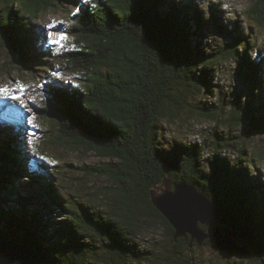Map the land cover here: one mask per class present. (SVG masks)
I'll use <instances>...</instances> for the list:
<instances>
[{"label": "trees", "instance_id": "1", "mask_svg": "<svg viewBox=\"0 0 264 264\" xmlns=\"http://www.w3.org/2000/svg\"><path fill=\"white\" fill-rule=\"evenodd\" d=\"M53 9L64 13L51 33L67 36L61 44H50L35 24ZM228 14L215 0H0V47L24 59L13 60L19 69L42 78L48 100L37 117L59 133L46 137L111 160L90 175L117 185L101 195L72 181L74 163L55 160L44 147L26 151L25 131L36 129L0 102V232L55 264H195L197 242L176 238L154 205L187 182L241 226L254 252L264 251V148L232 131L244 123L264 133V0L252 4L245 25L226 22ZM227 63L246 90L237 102L218 82ZM219 109L228 110L226 121ZM188 113L231 129L215 128L212 143L170 140L166 123ZM157 226L168 236L163 257L140 241Z\"/></svg>", "mask_w": 264, "mask_h": 264}, {"label": "rangeland", "instance_id": "2", "mask_svg": "<svg viewBox=\"0 0 264 264\" xmlns=\"http://www.w3.org/2000/svg\"><path fill=\"white\" fill-rule=\"evenodd\" d=\"M219 1L221 6L225 7L229 13L225 15L224 20L233 21L239 18L241 22L246 24L245 16L252 4L256 0H215ZM209 2V0H204ZM64 17V13L60 9H53L45 12L39 16L36 21V26L43 30L44 34L49 35L53 31H59L55 28ZM45 41V40H44ZM44 41L42 43H44ZM264 42V40H263ZM260 46L264 47V43ZM6 48L0 47V87L7 86L10 91L7 95L0 93V102H7L8 107H17V110L21 113L23 122L26 127H33L36 130L28 129L25 131L24 149L34 153V150H39V147H44L46 151L55 153L54 159L57 161L68 160L74 163L73 171L75 176L78 178L72 179L77 182L90 183L95 190H98L101 195H105L107 191L113 192L116 188V182L109 178L107 175H99L100 173L95 172L94 175H90L92 167L94 166H105L107 162L111 161L102 157L99 153L91 150L81 144L74 143H60L56 138H47V135H54L57 137L58 128L49 119H41L37 117V107H40L42 103L47 102V94H44L43 83L41 77L36 74L23 71L19 69L18 65L13 62L15 59L13 54H9ZM218 82L221 83L223 89V96L226 99H232L237 102L238 93L246 91L244 84L240 79L235 76L234 65L227 63L223 67V72ZM25 85V89L22 92L20 85ZM242 95V94H241ZM13 96H18L19 99H12ZM46 100V101H45ZM221 104V101H217ZM221 108V107H220ZM221 121L228 119V110L222 111L219 109ZM221 126V127H219ZM168 135L171 140L172 137H183L189 142L200 141V139H208L209 143H212L213 136L211 131L218 129L221 133L230 130L228 124L215 125L212 121L202 118L196 114H185L182 118H178L176 121L166 123ZM234 129V130H233ZM238 131L239 141L242 143L250 144L253 149L264 148V133L263 131H255L250 128L249 125L241 124L238 127H233L232 131ZM54 130L52 133L51 131ZM45 131V132H43ZM251 132L252 139L245 140L246 133ZM28 133V134H27ZM200 137V138H199ZM242 138V139H241ZM244 139V140H243ZM53 140L56 141V144ZM47 143V145H45ZM233 158H237L235 153H229ZM259 158V157H258ZM114 163H116L114 161ZM260 171L264 174V161L260 166ZM74 188V185L72 186ZM104 198H102L103 200ZM101 200V201H102ZM11 203L12 200H11ZM58 217V216H57ZM140 241L145 245L151 247L153 254L164 256L163 247L168 242V236L165 229L157 226L149 230L144 231ZM195 264H264V251L253 252L250 251V256L246 257L237 253H229L227 251H220L213 247V244L195 245L194 247ZM193 260V262H194ZM151 264H154L153 262ZM157 264H170L167 262Z\"/></svg>", "mask_w": 264, "mask_h": 264}, {"label": "water", "instance_id": "3", "mask_svg": "<svg viewBox=\"0 0 264 264\" xmlns=\"http://www.w3.org/2000/svg\"><path fill=\"white\" fill-rule=\"evenodd\" d=\"M10 50L12 51L11 47ZM13 55L19 63H25L19 54L14 52ZM238 186L245 191L248 200H251L253 196L246 181H239ZM154 205L174 227L176 238L191 236L192 241L200 246L213 244L220 251L246 257L253 250L241 237V226L195 185L179 182L174 190H166L154 198ZM200 224L206 227L202 228ZM0 264L55 263L31 244L9 239L0 232Z\"/></svg>", "mask_w": 264, "mask_h": 264}, {"label": "snow or ice", "instance_id": "4", "mask_svg": "<svg viewBox=\"0 0 264 264\" xmlns=\"http://www.w3.org/2000/svg\"><path fill=\"white\" fill-rule=\"evenodd\" d=\"M85 3L88 2V0H84ZM79 9H77V12ZM67 39V36L64 34H59L58 36L55 34H49L48 40L50 44H61L63 41ZM25 89V85L21 84L20 85V90L23 92ZM10 89L7 86L0 87V93H3L7 95L9 93ZM12 99H19L18 96H13Z\"/></svg>", "mask_w": 264, "mask_h": 264}]
</instances>
